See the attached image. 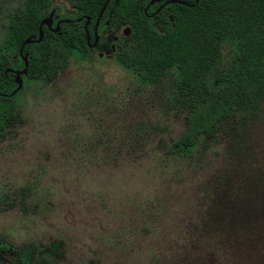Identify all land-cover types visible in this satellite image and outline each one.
<instances>
[{
	"label": "rangeland",
	"instance_id": "1",
	"mask_svg": "<svg viewBox=\"0 0 264 264\" xmlns=\"http://www.w3.org/2000/svg\"><path fill=\"white\" fill-rule=\"evenodd\" d=\"M27 1L0 0V48ZM76 1L41 14L72 21ZM125 30L106 22L85 57L20 77L0 133V250L24 264H264V105L205 150L166 156L184 129L168 106L176 76L144 86L119 66ZM2 53L14 77L21 63ZM126 136L151 138L128 151Z\"/></svg>",
	"mask_w": 264,
	"mask_h": 264
},
{
	"label": "trees",
	"instance_id": "2",
	"mask_svg": "<svg viewBox=\"0 0 264 264\" xmlns=\"http://www.w3.org/2000/svg\"><path fill=\"white\" fill-rule=\"evenodd\" d=\"M168 1L174 0L155 3L145 13L148 0H109L96 34L99 38L106 22L129 28V35L122 38L115 52V61L141 85H154L167 71H174L168 106L184 114V129L171 140L165 154L180 160L216 142L224 127H245L259 115L264 105V0H182V4H167ZM104 2L77 0L72 5V23L59 24L56 33L42 27L40 42L21 49V54L28 56L26 74L38 80L50 79L54 72L63 70L68 52L78 57L88 55L83 25L89 21L86 33L91 44L93 26ZM48 7L49 0L25 2L0 48V133L12 126L15 107V98L5 97L15 85L14 77L6 73L8 61L2 51L16 55L22 70L18 50L26 39L37 40L38 27L44 19L41 11ZM59 20L62 19H52L51 30ZM224 45H229L233 54L222 66ZM150 138L126 136L128 143L122 147L128 151L144 148ZM159 147H163L161 141ZM0 264L24 263L0 250Z\"/></svg>",
	"mask_w": 264,
	"mask_h": 264
},
{
	"label": "water",
	"instance_id": "3",
	"mask_svg": "<svg viewBox=\"0 0 264 264\" xmlns=\"http://www.w3.org/2000/svg\"><path fill=\"white\" fill-rule=\"evenodd\" d=\"M164 0H148V6H152L153 4L155 3H159V2H162ZM182 0H174V1H168L167 4H172V3H178V4H182L181 3ZM109 0H105L103 6L101 7L100 9V12L98 13L97 15V18L95 20V23H94V26H93V40H92V43L89 44V37H88V34L86 33V27L87 25L89 24V21L88 20H85V24L83 25V30L85 32V41H86V44H87V47L89 50L93 49L96 44H97V41H98V36L96 34V28H97V25H98V22H99V19L102 15V13L104 12L107 4H108ZM80 20H76V23H78ZM69 23H72L71 21H64V20H59L55 26H54V29L51 30V25H52V13H49L47 18L43 19L40 24H39V27H38V36H37V40H34L33 38H30V39H26L20 46L19 50H18V57L21 59L22 63H23V68L22 70H20L19 72L15 73L14 74V79H13V84L15 85V89L8 95V96H5V97H13L17 92L18 90L20 89V86H21V82H20V77L21 76H24L26 74V68H27V58H26V55H22L21 54V49L26 46V45H29V44H36V43H39L41 38H42V32H41V28L44 27L46 28L47 30H50L52 33H56L59 29V24H69ZM129 34V31L128 30H125V32H123V36H128Z\"/></svg>",
	"mask_w": 264,
	"mask_h": 264
},
{
	"label": "flooded vegetation",
	"instance_id": "4",
	"mask_svg": "<svg viewBox=\"0 0 264 264\" xmlns=\"http://www.w3.org/2000/svg\"><path fill=\"white\" fill-rule=\"evenodd\" d=\"M99 43H100V40H99V38H98V41H97V44H96V46H98V45H99ZM96 46H95V47H96ZM95 47H94V48H95ZM91 50H92V49H91Z\"/></svg>",
	"mask_w": 264,
	"mask_h": 264
}]
</instances>
